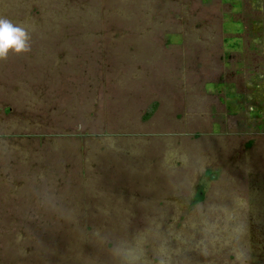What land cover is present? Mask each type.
<instances>
[{
	"label": "rangeland",
	"instance_id": "1",
	"mask_svg": "<svg viewBox=\"0 0 264 264\" xmlns=\"http://www.w3.org/2000/svg\"><path fill=\"white\" fill-rule=\"evenodd\" d=\"M226 1L0 0L30 36L0 59V264H264V124L223 86L261 71L264 0Z\"/></svg>",
	"mask_w": 264,
	"mask_h": 264
},
{
	"label": "flooded vegetation",
	"instance_id": "2",
	"mask_svg": "<svg viewBox=\"0 0 264 264\" xmlns=\"http://www.w3.org/2000/svg\"><path fill=\"white\" fill-rule=\"evenodd\" d=\"M228 1V0H227ZM226 3L230 6V7H236V2L233 1H237V0H233L232 2H227ZM238 2H240L238 0ZM243 4L240 2L239 8L237 9V14L239 15V9L242 8ZM244 8V7H243ZM264 7H258L257 9H254V12L256 13H261L262 14V20L259 19L260 23H263L262 25L258 24L259 30H254L255 33H258L260 31H262L264 29V12H263ZM228 19L231 21H237L239 22V24L241 25V27H239L238 29H234V27L227 25L228 27L233 28V33L234 35L231 36H227L225 38V42H229L227 44V46L231 47V50H246L245 48V44H246V24L245 22L240 19V20H236L235 18H233V16L228 15ZM227 19V20H228ZM255 29V28H254ZM259 35V34H258ZM204 38V36L202 37ZM260 40H262L261 35H259ZM254 42V41H253ZM255 43V42H254ZM256 44V43H255ZM252 51H255L254 54H257L258 56H254L253 60L257 63L255 65V68L261 69V71H257V70H253L252 72V79H254V81H252L251 79H248L243 76L245 74L246 71L251 70L250 68H247L246 66V62L241 63V70L239 72L235 71L233 73L234 70L231 69H224V73H225V78H223V86H227L226 88V95H233L234 99H236V105L238 106V109H242L248 118V124L251 126H256V125H260L261 128H263V124H264V47H262L261 50H258L256 47L251 48ZM243 52V53H244ZM262 52V53H261ZM261 57V58H259ZM227 67V65H226ZM233 74H236L238 76L234 75L235 77L239 78V81H236L235 79H233ZM225 79V80H224ZM245 80V86H246V90H241V80L244 82ZM254 84H252V82ZM221 81H214V82H209V83H205L203 84L204 90H211L213 91V89L217 92V91H222L221 88H218L221 86ZM226 82V83H225ZM257 83H259L260 85H256ZM230 86L232 87H236L238 88V93H234L230 92V90L228 88H230ZM207 92V91H206ZM204 93V92H203ZM218 93V92H217ZM205 94V93H204ZM250 94H253V96H251ZM208 95V93H207ZM210 95V94H209ZM225 101V100H224ZM248 102V104H246ZM246 110V111H245ZM250 119V120H249ZM199 192V187H196V190L193 194V196L191 198H193L195 200L197 194ZM261 256V255H260Z\"/></svg>",
	"mask_w": 264,
	"mask_h": 264
},
{
	"label": "clouds",
	"instance_id": "3",
	"mask_svg": "<svg viewBox=\"0 0 264 264\" xmlns=\"http://www.w3.org/2000/svg\"><path fill=\"white\" fill-rule=\"evenodd\" d=\"M29 33L22 25H16L0 17V59H6L10 52L22 54L29 50ZM160 264H164L163 261Z\"/></svg>",
	"mask_w": 264,
	"mask_h": 264
},
{
	"label": "trees",
	"instance_id": "4",
	"mask_svg": "<svg viewBox=\"0 0 264 264\" xmlns=\"http://www.w3.org/2000/svg\"><path fill=\"white\" fill-rule=\"evenodd\" d=\"M211 174H208V176H210ZM202 185L199 186V192L195 198V202H200L204 199L205 197V189L203 187H201Z\"/></svg>",
	"mask_w": 264,
	"mask_h": 264
}]
</instances>
